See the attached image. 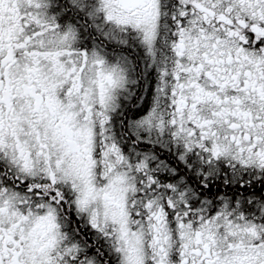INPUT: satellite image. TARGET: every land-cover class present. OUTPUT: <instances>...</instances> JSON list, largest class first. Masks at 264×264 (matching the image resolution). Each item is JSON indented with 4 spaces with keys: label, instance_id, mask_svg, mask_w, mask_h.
<instances>
[{
    "label": "snow or ice",
    "instance_id": "1",
    "mask_svg": "<svg viewBox=\"0 0 264 264\" xmlns=\"http://www.w3.org/2000/svg\"><path fill=\"white\" fill-rule=\"evenodd\" d=\"M0 264H264V0H0Z\"/></svg>",
    "mask_w": 264,
    "mask_h": 264
}]
</instances>
